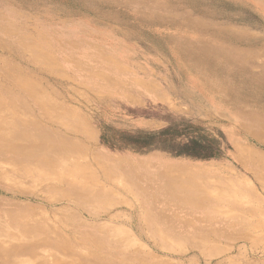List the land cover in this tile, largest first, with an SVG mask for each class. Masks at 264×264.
I'll return each mask as SVG.
<instances>
[{"label": "rangeland", "instance_id": "374dc122", "mask_svg": "<svg viewBox=\"0 0 264 264\" xmlns=\"http://www.w3.org/2000/svg\"><path fill=\"white\" fill-rule=\"evenodd\" d=\"M263 76L264 0H0V264H264Z\"/></svg>", "mask_w": 264, "mask_h": 264}, {"label": "bare ground", "instance_id": "6f19581e", "mask_svg": "<svg viewBox=\"0 0 264 264\" xmlns=\"http://www.w3.org/2000/svg\"><path fill=\"white\" fill-rule=\"evenodd\" d=\"M82 2V1H81ZM5 3V2H4ZM84 5V4H83ZM85 6V5H84ZM166 8V7H165ZM111 9V8H110ZM170 10V9H169ZM159 12V11H158ZM170 19V18H169ZM220 24V23H219ZM152 26V25H151ZM171 40V39H170ZM232 41V40H231ZM235 41V40H234ZM233 41V42H234ZM177 42H178V40H177ZM238 44V43H237ZM240 45V44H239ZM242 45V44H241ZM158 46V45H157ZM114 47V46H113ZM184 47V46H183ZM230 47V46H229ZM218 48V47H217ZM222 48V47H221ZM177 49H178V47H177ZM207 49V48H206ZM183 50V49H182ZM200 50V49H199ZM187 51V50H186ZM213 51V50H212ZM189 52V51H188ZM220 52V51H219ZM184 53V52H183ZM197 55V54H196ZM204 55V54H203ZM218 54L216 53V51L214 52V56H217ZM95 56V55H94ZM93 56V57H94ZM219 56H222V57H224L226 60L225 61H227V62H230L231 64L232 63H234L235 61L234 60H236V59H239V57H241V58H243V55L241 56L240 54H232V53H230V52H228V53H226V52H221L220 54H219ZM100 57V56H99ZM197 57V56H196ZM95 58V57H94ZM202 58V57H201ZM206 58V57H205ZM99 59V58H98ZM203 59H204V57H203ZM207 59H209V58H207ZM201 60V59H200ZM215 60V59H214ZM94 62V61H93ZM98 62H100L99 60H98ZM216 62V61H215ZM97 63V62H96ZM105 63H107V62H105ZM113 63V62H112ZM203 63V62H202ZM202 63L200 64V65H202ZM209 63V62H208ZM206 65V64H205ZM114 66V65H113ZM107 67V66H106ZM127 67V66H126ZM109 68H110V66H109ZM210 68V67H209ZM227 68V67H226ZM236 68V67H235ZM229 69V68H228ZM227 69V70H228ZM108 70V69H107ZM236 70H238V69H236ZM244 71V70H243ZM248 71V70H247ZM245 72H246V70H245ZM252 72V71H251ZM114 73H116V72H114ZM118 74V73H117ZM115 75V74H114ZM236 80H237V84H239L240 86H243V87H246V88H249V87H251V88H257L256 87V83H254V81L253 80H249L246 76H245V74L243 73H236V74H231ZM161 76V75H160ZM116 77V76H115ZM264 77V76H263ZM231 78V77H230ZM256 78H257V75H256ZM260 78V77H259ZM258 79V78H257ZM261 79V78H260ZM263 79V78H262ZM259 80V79H258ZM264 85V84H263ZM250 88V89H251ZM260 89V88H259ZM256 90V89H255ZM261 90V89H260ZM261 92V91H260ZM6 95V94H5ZM8 95V94H7ZM226 95H228V93H226ZM230 95V94H229ZM234 96V95H233ZM236 96V95H235ZM11 97V96H10ZM241 97V96H240ZM6 98V97H5ZM17 99V98H16ZM238 99V98H237ZM241 99V98H240ZM18 100V99H17ZM1 101H2V99H1ZM237 102V101H236ZM7 103V102H6ZM230 103V102H229ZM234 105V104H233ZM225 106H227V105H225ZM230 108H232V107H230ZM229 108V109H230ZM13 109H15V106L14 105H12L11 107L10 106H8V105H6L4 102H0V116H5V115H7V114H9L10 112H11V110H13ZM233 109V108H232ZM235 109V108H234ZM235 111V110H234ZM236 111H237V109H236ZM14 112V111H13ZM233 112V111H232ZM238 114V113H237ZM10 115V114H9ZM13 116V115H12ZM7 117V116H6ZM238 117V116H237ZM10 118V117H9ZM248 117H245V119H243V120H246ZM12 119V118H11ZM22 119V118H21ZM241 119V118H240ZM7 120V119H6ZM249 120V118L245 121V122H251V121H248ZM10 121V120H9ZM12 121H13V119H12ZM2 122V121H1ZM7 122V121H6ZM37 122V121H36ZM36 122H31L30 124H29V126H27V125H22L21 123H18V124H16V127L18 128V129H20V133H18V135L16 134V136H19L20 134V137H19V141L20 142H23V146L26 148H31L32 150H37V149H39V148H42V146H44L45 148H46V153H48V152H50V151H52L53 150V147H54V144H53V142H52V140H51V136L49 135V134H47V132L45 131V130H43L41 127H39L37 124H36ZM235 123H239V119L235 122ZM6 124V123H5ZM24 124V123H23ZM0 126H2L3 127V125H1L0 124ZM13 126V125H12ZM11 127V126H10ZM15 127V126H14ZM6 130V129H5ZM38 131H40V132H42V133H40V134H38ZM7 133H10V132H7ZM1 135V134H0ZM5 135V134H4ZM6 136V135H5ZM8 136H10V134L8 135ZM1 138V137H0ZM1 140V139H0ZM14 140V139H13ZM8 140L7 139H5L4 137H3V140H1V143H0V145L1 144H3V147H6V142H7ZM15 143V142H14ZM20 145V144H19ZM22 149V148H21ZM27 150V149H26ZM25 151V150H24ZM33 155H35V154H32V152H30V151H28L27 153L26 152H23V153H19V152H17L15 155H14V159H18V158H21V159H30V156H33ZM6 164H7V162H6ZM8 165V164H7ZM32 166V165H31ZM159 169H161V168H159ZM154 180H157L156 178H154ZM165 181V183H169V181L170 182H172L171 180H166L165 178H163V180L160 182V185H155L156 187H155V189H159V188H162L165 184L163 183ZM151 180H150V178H148V181H147V183H146V188H153L152 187V185H151ZM164 188V187H163ZM152 190H154V189H152ZM153 192V191H152ZM14 238H18V237H14ZM0 253H5L4 252V250L3 251H1Z\"/></svg>", "mask_w": 264, "mask_h": 264}, {"label": "trees", "instance_id": "16d2710c", "mask_svg": "<svg viewBox=\"0 0 264 264\" xmlns=\"http://www.w3.org/2000/svg\"><path fill=\"white\" fill-rule=\"evenodd\" d=\"M156 135H157L156 132H155V133L151 132V133H149V134L146 135V136H142V137H145V138H142V141H144L143 144H142V146H146V145L151 144V143L148 142V141L151 140V138L154 137V136H156Z\"/></svg>", "mask_w": 264, "mask_h": 264}]
</instances>
